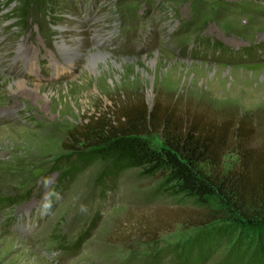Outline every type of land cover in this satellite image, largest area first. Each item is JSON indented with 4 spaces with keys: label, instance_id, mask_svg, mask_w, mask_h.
I'll list each match as a JSON object with an SVG mask.
<instances>
[{
    "label": "rangeland",
    "instance_id": "1",
    "mask_svg": "<svg viewBox=\"0 0 264 264\" xmlns=\"http://www.w3.org/2000/svg\"><path fill=\"white\" fill-rule=\"evenodd\" d=\"M204 43L261 56L193 57ZM262 45L264 0H0V264H226L234 240L200 262L202 206L137 169L102 188L95 160L51 197L69 132L115 98L264 112Z\"/></svg>",
    "mask_w": 264,
    "mask_h": 264
},
{
    "label": "trees",
    "instance_id": "2",
    "mask_svg": "<svg viewBox=\"0 0 264 264\" xmlns=\"http://www.w3.org/2000/svg\"><path fill=\"white\" fill-rule=\"evenodd\" d=\"M32 4L38 0H26ZM255 48V47H254ZM264 45L255 48L258 54ZM253 48L232 51L216 43L202 44L193 57L214 63L236 65L257 63L247 58ZM244 53V55H241ZM242 113L238 106L209 108L185 99L156 98L151 109L141 98H115L113 110L87 116L69 132L70 156L66 170L58 173L51 202L65 191L77 173L95 160L105 164L99 177L107 188L119 172L137 169L140 176L162 179L177 195L202 206L196 226L195 250L200 262L209 250L233 245L226 264H264V112ZM158 137L162 145L151 143ZM78 144L92 149L83 152ZM233 153L236 162L229 169L224 157ZM97 220H94V227ZM81 240L69 249L77 253ZM233 248V249H232ZM69 250V251H70ZM208 251V252H207Z\"/></svg>",
    "mask_w": 264,
    "mask_h": 264
},
{
    "label": "bare ground",
    "instance_id": "3",
    "mask_svg": "<svg viewBox=\"0 0 264 264\" xmlns=\"http://www.w3.org/2000/svg\"><path fill=\"white\" fill-rule=\"evenodd\" d=\"M61 48H65V46L63 45L62 47H59V49H60V50H61ZM72 52H73V54H78V53H79V52H78V50H75V49H74V50H72ZM24 64H25V63H24ZM30 65H34V64H32V63H31V64H29V67H30ZM73 66H74V65H73ZM20 83H21V82H20ZM20 83H18V87H19V86H21V84H20Z\"/></svg>",
    "mask_w": 264,
    "mask_h": 264
},
{
    "label": "water",
    "instance_id": "4",
    "mask_svg": "<svg viewBox=\"0 0 264 264\" xmlns=\"http://www.w3.org/2000/svg\"><path fill=\"white\" fill-rule=\"evenodd\" d=\"M151 107H152V106H151V105H149V109H151Z\"/></svg>",
    "mask_w": 264,
    "mask_h": 264
}]
</instances>
